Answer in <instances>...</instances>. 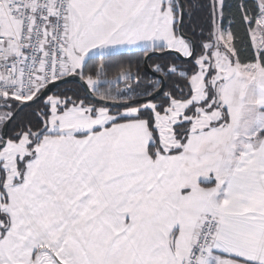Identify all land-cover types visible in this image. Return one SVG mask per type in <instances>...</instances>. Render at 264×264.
<instances>
[{
    "label": "snow or ice",
    "instance_id": "obj_1",
    "mask_svg": "<svg viewBox=\"0 0 264 264\" xmlns=\"http://www.w3.org/2000/svg\"><path fill=\"white\" fill-rule=\"evenodd\" d=\"M0 264H264V0H0Z\"/></svg>",
    "mask_w": 264,
    "mask_h": 264
}]
</instances>
